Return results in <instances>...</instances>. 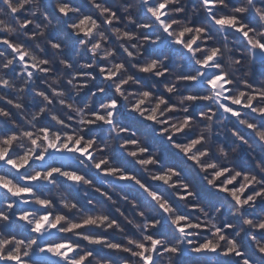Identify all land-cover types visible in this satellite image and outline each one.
<instances>
[{"label":"clouds","instance_id":"obj_1","mask_svg":"<svg viewBox=\"0 0 264 264\" xmlns=\"http://www.w3.org/2000/svg\"><path fill=\"white\" fill-rule=\"evenodd\" d=\"M0 264H264V0H0Z\"/></svg>","mask_w":264,"mask_h":264},{"label":"snow or ice","instance_id":"obj_2","mask_svg":"<svg viewBox=\"0 0 264 264\" xmlns=\"http://www.w3.org/2000/svg\"><path fill=\"white\" fill-rule=\"evenodd\" d=\"M150 119H151V117H150ZM53 171H59L58 169H53ZM52 173L50 172L49 173V175H51ZM65 175H68V173H65ZM34 179V178H33ZM22 191H25V192H28V191H31L30 189H27V188H25V189H22ZM48 217L47 216H45V217H43L42 219H47ZM181 231H183V229H181ZM62 246V245H61ZM202 247H208V244L207 243H205V244H203L202 245Z\"/></svg>","mask_w":264,"mask_h":264},{"label":"trees","instance_id":"obj_3","mask_svg":"<svg viewBox=\"0 0 264 264\" xmlns=\"http://www.w3.org/2000/svg\"><path fill=\"white\" fill-rule=\"evenodd\" d=\"M126 120H129V122L132 123V124H134V125L138 123V122H136V121L131 120V119L128 118V117H126ZM165 150H166V151H169L167 148H165ZM201 189L203 190L202 186H201Z\"/></svg>","mask_w":264,"mask_h":264}]
</instances>
